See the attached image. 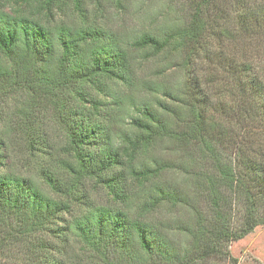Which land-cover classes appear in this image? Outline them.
Here are the masks:
<instances>
[{"label": "trees", "instance_id": "obj_1", "mask_svg": "<svg viewBox=\"0 0 264 264\" xmlns=\"http://www.w3.org/2000/svg\"><path fill=\"white\" fill-rule=\"evenodd\" d=\"M132 3L0 0V264H218L264 225V0Z\"/></svg>", "mask_w": 264, "mask_h": 264}, {"label": "rangeland", "instance_id": "obj_2", "mask_svg": "<svg viewBox=\"0 0 264 264\" xmlns=\"http://www.w3.org/2000/svg\"><path fill=\"white\" fill-rule=\"evenodd\" d=\"M164 2L165 0H133V5L127 9L125 15H116L115 19L117 20L118 25L120 24L121 26L125 27V30L128 32L133 31L136 33L142 30H149L146 28L151 27L150 20L152 15L155 14V11H160L159 9L161 6H163ZM157 65L158 61L152 60L148 62L145 65L146 71L144 72V75L153 73ZM175 74L173 73V76L175 77L174 80L176 81L179 79V74ZM165 155L167 158L176 162L179 160V156L175 154L165 153ZM192 189L193 191H190V188L187 187L184 188V191L188 193L189 197L192 196L193 199L194 188ZM96 201L98 203H105V195L99 192L96 196ZM198 201L199 200L195 199L196 206L199 204ZM234 208L232 220L234 222H238V216L241 214V211H238L237 207ZM168 210L170 211L171 209L168 207L163 208L162 211L156 215L157 219L164 221L166 218L170 217V215L167 214ZM185 211L186 210L182 209L176 210L174 217L185 221V216H188L187 212ZM177 240L182 244L186 241V239L182 236H178ZM227 249L229 251L228 258L219 262L218 264H264V225L256 227L251 233L242 239L231 242Z\"/></svg>", "mask_w": 264, "mask_h": 264}]
</instances>
